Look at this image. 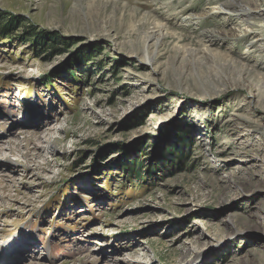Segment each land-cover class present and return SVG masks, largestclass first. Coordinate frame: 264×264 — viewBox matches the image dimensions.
Returning <instances> with one entry per match:
<instances>
[{"label": "rangeland", "instance_id": "374dc122", "mask_svg": "<svg viewBox=\"0 0 264 264\" xmlns=\"http://www.w3.org/2000/svg\"><path fill=\"white\" fill-rule=\"evenodd\" d=\"M0 20V264H264V0Z\"/></svg>", "mask_w": 264, "mask_h": 264}, {"label": "bare ground", "instance_id": "6f19581e", "mask_svg": "<svg viewBox=\"0 0 264 264\" xmlns=\"http://www.w3.org/2000/svg\"><path fill=\"white\" fill-rule=\"evenodd\" d=\"M163 35H164V32L160 31V30L158 32L152 33L151 35H147V37H146V39L144 41V47L145 48H144V52H143L144 53V57L147 60L150 61L152 59V56L150 57L149 54H148L149 53L148 49L151 47V48H153V50H155L159 46V44L161 42V37H163ZM149 40H152L153 42L151 44H149ZM260 107H261V111L264 112V96L261 97ZM23 140H24V145H25V150H26V149H28V143H29L28 136H25V138ZM25 154H27V153L25 152ZM263 174L264 173H262V175ZM247 192L249 194H258L259 193V191H257V190H249Z\"/></svg>", "mask_w": 264, "mask_h": 264}, {"label": "trees", "instance_id": "16d2710c", "mask_svg": "<svg viewBox=\"0 0 264 264\" xmlns=\"http://www.w3.org/2000/svg\"><path fill=\"white\" fill-rule=\"evenodd\" d=\"M16 24H17V21L15 20H6V21L0 20V34H9L10 32L14 30L13 27H15ZM50 48L52 52L55 50V47L52 45L50 46ZM76 58L84 61L85 58H87V56H84L83 54H79L76 56Z\"/></svg>", "mask_w": 264, "mask_h": 264}]
</instances>
